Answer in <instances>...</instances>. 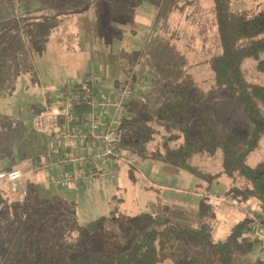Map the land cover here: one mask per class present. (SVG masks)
<instances>
[{
	"label": "rangeland",
	"instance_id": "1",
	"mask_svg": "<svg viewBox=\"0 0 264 264\" xmlns=\"http://www.w3.org/2000/svg\"><path fill=\"white\" fill-rule=\"evenodd\" d=\"M67 1L0 0V172L12 168L28 171L42 166L19 181L28 192L26 199L37 204L56 196L71 208L58 213L64 227L61 229L58 219L59 223H54L52 228L62 231L64 241L74 243L78 232L69 230L73 227L72 220L80 225L83 237L78 264H88L95 258L94 253L113 255L123 248L148 221L146 214L163 215L165 219L183 223L196 221L193 209L199 198L195 192H203V185L200 187V179L184 169L141 157H131L130 164L137 169L116 161L120 167L116 177L110 180L97 177L91 184L75 179L58 181L56 176L60 170L49 169L48 163L66 157L65 151L51 154L48 134L37 132L33 127V118L44 107L46 95L51 102H58L66 87L86 78L95 79L100 93L108 95L114 86L113 80L120 76L121 83L128 82L132 90L134 112L150 114L153 119L162 83L167 80L171 86L183 87L189 95L184 119L191 132L209 127L203 111L214 106L221 113L220 122L213 126L219 140L247 137L253 124L242 111L231 106L222 90L213 87L208 71L202 69L192 78L174 66L184 63V55L194 54L185 51V47L193 48L194 41L210 36L212 0H164L162 6L144 1L127 15L111 13L110 0H91L82 10L67 13ZM230 1L233 7L248 11L264 7V0ZM171 8L177 11V16L175 13L168 16ZM52 14L57 15L58 27L44 39V44L38 45L24 34L21 28L24 22ZM259 58H264V52ZM255 63L253 58L244 59L241 67L249 80L264 84V75L255 70ZM203 65L202 62L200 67ZM201 76L208 80H201ZM130 116L133 117L131 112L126 117ZM142 118L127 121L119 141L127 144L130 139L138 140L141 149L142 143L149 140V148L161 145L167 137L165 129L155 120ZM148 125L153 129L152 134L146 133ZM91 147L92 144L87 148ZM263 159L264 136L247 162L252 166ZM90 162L85 161V168ZM66 173H70L68 169L60 174ZM226 187L223 177L212 183L209 192L220 196ZM222 201L211 200L218 207L215 206L216 211L226 212L216 224V242L223 240L230 228L246 215H250V224L244 230L245 235L254 240L251 226L257 223L259 232H264V221L260 222L255 213L247 211L244 216L239 209ZM125 219L130 223L128 231L122 233L119 224ZM91 224L96 228L88 231ZM16 236L8 230L0 236V264L9 263ZM260 238L248 253L235 252L233 264H249L263 257L264 237ZM165 240L168 243L164 264H169L171 254H179L183 248L199 253L201 264H223L216 250H209L195 240L177 239L171 232L165 235ZM27 244L33 248L38 245L31 237Z\"/></svg>",
	"mask_w": 264,
	"mask_h": 264
},
{
	"label": "trees",
	"instance_id": "2",
	"mask_svg": "<svg viewBox=\"0 0 264 264\" xmlns=\"http://www.w3.org/2000/svg\"><path fill=\"white\" fill-rule=\"evenodd\" d=\"M144 1L158 6H162L164 2L110 0L109 11L127 15ZM90 3L91 0H68L67 13L78 12ZM212 11L220 44V52L209 60L213 87L222 90L231 106L242 111L251 120L253 129L247 137H225L219 140L213 126L220 122L221 113L219 107L214 106L203 111L204 120L209 127L196 133L191 132L185 126L184 119L189 95L183 87L171 86L167 80L162 83L159 106L153 119L150 114L139 110L134 112L131 106L134 105L135 99L131 96L124 105L122 120L113 130L117 149L126 151L131 157L152 158L190 172L200 179L199 186L203 185V192L200 193L204 194H200L196 210L193 212L196 221L183 223L165 219L163 215L146 214L148 221L123 248L113 255L94 253L95 258L88 264H164L163 255L167 251L168 243L165 235L170 232L177 239L195 240L204 247L206 245L209 250H216L223 264H233L235 252L248 253L254 242L262 240L260 237L252 240L249 235L244 234L246 226L250 224V215H246L244 220L230 228L229 234L223 240L216 242L214 231L217 213L215 205L209 200V190L215 180L225 177L228 186L221 194L222 197L237 205L256 201L258 206L250 213H255L260 222L264 221V159L252 166L247 162L249 156L260 146L264 136V84L249 80L241 67L244 59L253 58L256 61L255 70L264 75V58H259L260 53L264 52V7L255 11L233 10L230 0H213ZM57 27L56 14L26 21L21 26L24 34L38 45L44 44V39ZM115 84L118 85V81H115ZM81 85L82 82L72 86ZM53 105L61 106V100L58 103L48 101L47 107ZM74 111L82 113L88 112L89 109L82 107L75 108ZM130 112L133 117L127 118ZM138 117H143L146 121L155 120L165 129L167 137L161 145L155 144V148H149V140L142 143L144 147L141 149L138 140L130 139L127 144L121 139L119 141L124 124ZM145 130L146 133L152 134L153 129L149 128V125ZM47 134L49 137V133ZM23 189L25 195L22 194ZM27 193L24 186L20 187L19 184L18 192L13 195L8 183L0 180V236L5 230L17 235L8 264H78L81 256L82 227L72 220L73 227L69 230L78 232L74 243L64 241L62 231L52 228L54 223L59 221L61 229L64 227L59 214L62 210L70 211L71 208L66 207L56 196L33 204L26 199ZM11 198L13 200L9 201ZM64 223H67V220ZM129 223L128 219L120 222L122 233L128 231ZM95 228L96 225L91 224L88 231ZM29 237L37 241L36 247L27 244ZM170 258L169 264H201L199 253L187 248H183L179 254H171ZM249 264H264V256Z\"/></svg>",
	"mask_w": 264,
	"mask_h": 264
},
{
	"label": "built area",
	"instance_id": "3",
	"mask_svg": "<svg viewBox=\"0 0 264 264\" xmlns=\"http://www.w3.org/2000/svg\"><path fill=\"white\" fill-rule=\"evenodd\" d=\"M132 96V90L127 83L116 88L112 95L100 94L96 89L95 79L86 78L80 87L68 86L61 98V106L46 107L38 112L34 118L33 126L37 131L49 133L51 141V153L57 152V148L64 142L79 140L82 143L93 140L96 150L89 155H73L58 157L49 161L48 167L64 166L67 163L75 165L73 172L59 175L58 181L69 182L72 179L91 183L97 177L108 179L115 177L117 166L108 165L107 158L120 159L129 163L125 154L118 150L114 140L113 124H119L123 118V109L126 101ZM87 107L88 112L77 113L75 108ZM81 126L87 129H81ZM89 159L90 165L85 172L82 167ZM106 160V161H105ZM104 161V165L100 163ZM23 173L19 169L0 172V180L8 183L11 194L19 190V181ZM21 187V186H20ZM25 195V190H22ZM252 235L256 238L262 236L258 223L252 225Z\"/></svg>",
	"mask_w": 264,
	"mask_h": 264
},
{
	"label": "crops",
	"instance_id": "4",
	"mask_svg": "<svg viewBox=\"0 0 264 264\" xmlns=\"http://www.w3.org/2000/svg\"><path fill=\"white\" fill-rule=\"evenodd\" d=\"M212 2V5H211V10H210V14H211V19H210V21H211V33H210V36H208V35H206V37L205 38H201V39H199V41L197 40V41H194L193 43H194V46H193V48H189V46H187V47H185L184 48V50L185 51H187V52H189V51H193L194 52V54L193 55H189V54H187L186 56L184 55V63L182 64H174V66H176V68H178V69H183V71H184V74H186V75H188L189 77H192V78H195V77H197V74L203 69V70H205L207 73H208V77H209V80H211V82H212V85H213V74H212V71L210 70V67H209V60H210V58L211 57H213V56H215V55H217L219 52H220V44H219V39H218V36H217V33H216V27H215V22H214V14H213V11H212V9H213V0L211 1ZM192 6V5H191ZM192 8H193V6H192ZM231 9H233V10H236L237 9V7H233L232 5H231ZM170 12H169V14H168V16H171V15H173L174 13H175V15L177 16V11L174 9V8H171L170 10H169ZM174 11H176V12H174ZM190 12V11H189ZM176 16H175V18H176ZM173 17V16H172ZM170 18V17H169ZM179 18H180V16H178V18H177V20H179ZM210 39H211V41H210ZM202 41H204V43L202 42ZM192 57V58H191ZM203 62V68L202 67H200V65H201V63ZM198 69V70H197ZM198 72V73H197ZM188 73H190V74H188ZM106 75H108V72H106ZM202 77V76H201ZM208 77H202L201 78V80L202 79H206V80H208ZM85 80V79H84ZM83 80V81H84ZM121 77L119 76L118 77V79H114L113 80V83H114V86H113V88H112V90L110 91V93L108 94V95H112L113 93H114V91L116 90V88L118 87V85L119 84H121ZM83 81H81V82H83ZM115 81H118V85H116L115 84ZM78 83H80V82H78ZM78 83H76V84H78ZM95 83H96V89H97V91L100 93V90H98V88H97V86H98V84H97V82H96V80H95ZM101 94V93H100ZM103 94V93H102ZM51 99H50V96L49 95H46L45 97H44V101H45V104H44V106L45 107H47V103H48V101H50ZM55 102H57V101H55ZM55 102H53V103H55ZM58 103V102H57ZM55 105H53L52 107H54ZM45 107L44 108H42V109H40L38 112H40V111H42V110H44L45 109ZM37 112V113H38ZM124 112H125V110L123 109V114H124ZM36 113V114H37ZM36 116V115H35ZM35 116H34V118H35ZM34 118H33V121H34ZM119 124H113L112 125V130H115V128L118 126ZM34 127V126H33ZM81 129H87V127H85V126H81ZM34 130L35 131H37L35 128H34ZM38 132V131H37ZM43 133H46L47 134V132H43ZM93 140H91V139H89V140H87L86 142H81V141H79V140H74V141H71V142H66V143H62L58 148H57V151L59 152V150H60V152H62L63 150L65 151V154H66V157H68V156H73V155H81V154H84V155H86L87 156V153H88V155L90 154V153H92L93 152V150H94V145H93ZM91 144H92V147L91 148H87V147H89V146H91ZM126 152V151H125ZM125 152H123L124 154H125V156L130 160V162H131V156H130V154L128 153L127 155H126V153ZM51 154H53V153H51ZM116 161H118L119 163H120V165H121V160L120 159H116V158H110V159H108V165H112V166H117L118 168L120 167V165L119 164H117L116 163ZM130 162L129 163H126L127 165H129V166H131V167H134V166H132L131 164H130ZM42 166L41 165H37L35 168H33V169H30V170H28V171H23L22 169H20V168H12V169H9L8 171H10V170H13V169H19V170H21L22 171V173H23V177L27 174V173H32V172H35L36 170H38V169H40ZM130 167V168H131ZM52 168H57V169H59L60 171L58 172V174H57V180H58V177H59V175H61L60 173L62 172V170H67L68 169V171L71 173V172H73L74 171V169H75V165L74 164H72V163H69V164H66V165H64V166H62V167H60V166H54V167H49V169H52ZM134 168H136L137 169V167H134ZM82 169L85 171V172H88V168H85V164H84V166L82 167ZM117 175V174H116ZM116 177V176H115ZM115 177H112V178H115ZM112 178H108L107 180H110V179H112ZM96 180V179H95ZM94 180V181H95ZM93 181V182H94ZM93 182H91V183H93ZM227 182V186H228V181H226ZM91 183H89V184H91ZM195 196H197L198 198L200 197V193L199 192H195ZM209 198H211V200L212 199H214V200H223V201H226V203L228 204V205H232V206H234L235 208H237V209H239L242 213H243V215L245 216L246 215V212L247 211H249V212H252V211H254V209H256L257 208V203H256V201H249L247 204H245V205H237V204H234L232 201H230V200H227L226 198H224V197H222V195H220V196H213V195H210L209 196ZM199 200V199H198ZM210 200V201H211ZM222 201V202H223ZM216 202V201H215ZM198 204V203H197ZM215 206L217 207V205L215 204ZM196 207H197V205H196ZM229 207H231V206H229ZM218 208V207H217ZM194 211L196 210V208H194L193 209ZM220 209H218L217 211H216V213H217V222L220 220V218L226 213V212H224V213H219L218 211H219ZM232 210V209H231ZM193 211V212H194ZM233 211V210H232ZM238 211V210H237ZM223 214V215H222ZM241 214V213H240ZM217 226V225H216ZM216 229V228H215ZM262 237H264V232L262 233Z\"/></svg>",
	"mask_w": 264,
	"mask_h": 264
}]
</instances>
